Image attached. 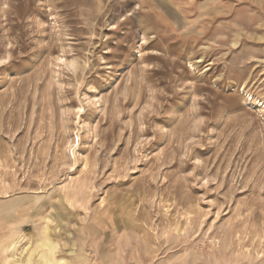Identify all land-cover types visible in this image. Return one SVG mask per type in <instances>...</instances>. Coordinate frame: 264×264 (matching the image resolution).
<instances>
[{
	"label": "rangeland",
	"instance_id": "1",
	"mask_svg": "<svg viewBox=\"0 0 264 264\" xmlns=\"http://www.w3.org/2000/svg\"><path fill=\"white\" fill-rule=\"evenodd\" d=\"M264 264V0H0V264Z\"/></svg>",
	"mask_w": 264,
	"mask_h": 264
},
{
	"label": "bare ground",
	"instance_id": "2",
	"mask_svg": "<svg viewBox=\"0 0 264 264\" xmlns=\"http://www.w3.org/2000/svg\"><path fill=\"white\" fill-rule=\"evenodd\" d=\"M42 247V264H65L64 260H55L47 252L53 253L56 246L50 240H44L40 243Z\"/></svg>",
	"mask_w": 264,
	"mask_h": 264
}]
</instances>
